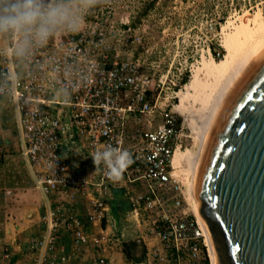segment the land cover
<instances>
[{
	"label": "built area",
	"instance_id": "built-area-1",
	"mask_svg": "<svg viewBox=\"0 0 264 264\" xmlns=\"http://www.w3.org/2000/svg\"><path fill=\"white\" fill-rule=\"evenodd\" d=\"M38 2L42 9L64 4ZM88 10L68 11L78 27L57 24L43 42L35 27L0 31V100L13 107L19 155L43 207L28 264H63L79 253H88L87 262L74 264H132L123 253L127 239L142 249L141 264H212L188 200L187 175L171 162L185 146L172 105L160 108L147 99L148 75L137 59H120L114 48L109 53L101 13L90 17ZM104 23L116 29L113 21ZM121 24L129 30L127 21ZM109 146L134 161L115 181L91 157ZM111 188H122L128 203L118 227L108 214ZM79 198L87 204L83 218L74 209ZM59 230L70 242L67 255L58 253ZM10 253L0 238V262Z\"/></svg>",
	"mask_w": 264,
	"mask_h": 264
},
{
	"label": "water",
	"instance_id": "water-1",
	"mask_svg": "<svg viewBox=\"0 0 264 264\" xmlns=\"http://www.w3.org/2000/svg\"><path fill=\"white\" fill-rule=\"evenodd\" d=\"M111 188L108 214L118 227L128 209ZM195 213L212 264H264V44L214 108L190 179Z\"/></svg>",
	"mask_w": 264,
	"mask_h": 264
},
{
	"label": "rangeland",
	"instance_id": "rangeland-1",
	"mask_svg": "<svg viewBox=\"0 0 264 264\" xmlns=\"http://www.w3.org/2000/svg\"><path fill=\"white\" fill-rule=\"evenodd\" d=\"M62 1L72 15L80 14L83 7H89L90 17L101 13L98 18L109 53L113 54L114 48L120 59H137L140 70L150 79L147 99L160 108L168 109L172 105L171 111L179 125L181 118L174 106L175 93L188 82L191 69L208 52L206 47L214 59H220L222 26L235 16L249 18L264 9V0H99L96 6H88L85 0ZM89 16L85 15L86 19ZM105 20L113 21L116 29L107 27ZM125 21L128 31L122 28L121 23ZM53 97L60 99L59 92H53ZM182 128L185 146L180 150L190 153V138ZM8 129L13 134L12 127ZM0 148L4 153L1 142ZM1 159L0 167L4 165V157ZM18 164L22 165L20 160ZM140 249L133 251L135 256H139Z\"/></svg>",
	"mask_w": 264,
	"mask_h": 264
},
{
	"label": "bare ground",
	"instance_id": "bare-ground-1",
	"mask_svg": "<svg viewBox=\"0 0 264 264\" xmlns=\"http://www.w3.org/2000/svg\"><path fill=\"white\" fill-rule=\"evenodd\" d=\"M220 34L222 57L216 60L210 53H205L191 69L188 83L175 93L177 102L174 106L179 111L181 126L190 138L191 152L175 150L171 162L177 171L187 175L188 200L194 213L190 179L202 135L228 86L264 44V17L259 10L249 18L235 16L222 26Z\"/></svg>",
	"mask_w": 264,
	"mask_h": 264
},
{
	"label": "crops",
	"instance_id": "crops-1",
	"mask_svg": "<svg viewBox=\"0 0 264 264\" xmlns=\"http://www.w3.org/2000/svg\"><path fill=\"white\" fill-rule=\"evenodd\" d=\"M14 118L13 107L0 100V124L3 125V129L0 128V142L4 145V153L0 157V163H2L1 158L4 157V165L0 167V238L6 240L11 248L9 260L0 264H28L32 256L28 251L30 240L42 229L39 221L43 208L41 197L33 188L23 159L17 155L19 144L14 128ZM9 122L13 134L8 129L11 128ZM130 122V127H133L134 122L132 120ZM7 151L14 154L10 155ZM18 160L22 165L18 164ZM86 205L85 199H76L74 209L81 218L84 217ZM56 238L58 253L69 254L68 237L59 230ZM87 254L85 256L84 253H79L78 256L69 257L63 264L87 262L89 256ZM115 259H119L117 255Z\"/></svg>",
	"mask_w": 264,
	"mask_h": 264
},
{
	"label": "clouds",
	"instance_id": "clouds-1",
	"mask_svg": "<svg viewBox=\"0 0 264 264\" xmlns=\"http://www.w3.org/2000/svg\"><path fill=\"white\" fill-rule=\"evenodd\" d=\"M85 2L88 6H96L99 0ZM60 23H66L71 30L78 27V22L70 18L67 8L63 5L42 9L38 0H16L14 3L0 5V31L35 27L36 37L43 42ZM91 157L95 166L105 165L108 177L114 181L119 180L123 172L134 162L128 151L111 146L96 151Z\"/></svg>",
	"mask_w": 264,
	"mask_h": 264
},
{
	"label": "trees",
	"instance_id": "trees-1",
	"mask_svg": "<svg viewBox=\"0 0 264 264\" xmlns=\"http://www.w3.org/2000/svg\"><path fill=\"white\" fill-rule=\"evenodd\" d=\"M211 51H212V48L210 49ZM186 80H184V82H185ZM188 83V82H187ZM186 83V84H187ZM185 84V85H186ZM184 85V86H185ZM183 86V87H184ZM182 87V88H183ZM178 122V121H177ZM123 253L125 254V256L128 258V259H130V260H132V264H141L140 262H141V259H142V249H140L139 250V256H135L134 255V253H133V251L136 249V248H138V245L137 244H135L133 241H131V240H129V239H127L124 243H123Z\"/></svg>",
	"mask_w": 264,
	"mask_h": 264
}]
</instances>
